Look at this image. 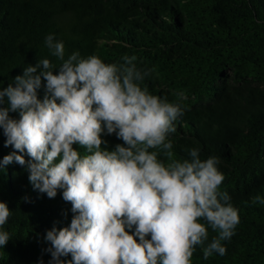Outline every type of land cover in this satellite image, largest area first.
Here are the masks:
<instances>
[{"label": "clouds", "instance_id": "9594fccd", "mask_svg": "<svg viewBox=\"0 0 264 264\" xmlns=\"http://www.w3.org/2000/svg\"><path fill=\"white\" fill-rule=\"evenodd\" d=\"M45 46L59 64L41 58L0 86V129L13 149L0 170L26 166L34 190L49 199L62 190L71 204L70 224L44 236L48 264H193L197 247L205 260L224 256L238 209L222 190L218 156L174 151L185 106L150 91L153 69L138 67L135 55L105 62L77 50L65 58L53 34ZM112 134L122 143L109 149L103 136ZM11 214L0 200V248L12 238L4 229Z\"/></svg>", "mask_w": 264, "mask_h": 264}, {"label": "trees", "instance_id": "16d2710c", "mask_svg": "<svg viewBox=\"0 0 264 264\" xmlns=\"http://www.w3.org/2000/svg\"><path fill=\"white\" fill-rule=\"evenodd\" d=\"M48 34L64 42L65 58L78 50L118 62L127 54L153 69L150 91L186 109L174 151L218 156L222 190L240 217L226 254L205 260L197 247L193 264H264V205L252 202L264 198V0H0V86L41 58L60 63L45 46ZM5 139L0 129V160L13 150ZM103 139L109 149L122 143L115 134ZM28 176L15 162L0 170V200L12 213L0 264H48L47 230L73 216L62 190L49 199Z\"/></svg>", "mask_w": 264, "mask_h": 264}]
</instances>
